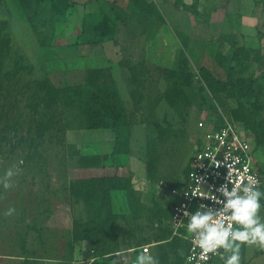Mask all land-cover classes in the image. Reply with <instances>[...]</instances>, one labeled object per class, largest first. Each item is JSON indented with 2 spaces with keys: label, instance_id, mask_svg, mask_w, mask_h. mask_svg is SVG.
<instances>
[{
  "label": "rangeland",
  "instance_id": "1",
  "mask_svg": "<svg viewBox=\"0 0 264 264\" xmlns=\"http://www.w3.org/2000/svg\"><path fill=\"white\" fill-rule=\"evenodd\" d=\"M135 18L142 32L153 31L156 23L152 20L149 24L145 14H137ZM1 20H7L5 12ZM12 37L10 51H3L0 55V177L9 168L19 169V173L10 179L11 187L5 189L0 183V264H87L76 250L79 234H88L85 224L74 222V234L77 236L48 228L46 224L52 207L80 198L82 185L71 189L72 185L98 175L120 174L136 180L142 203L150 205L142 212V219L136 221L138 242L141 245L163 242L167 236V225L155 205L163 208L160 202L170 205L175 201L168 189L175 188L186 177L197 134L204 131L202 128L209 122L218 98L224 100L227 97V91L219 90L215 85L219 81L226 83L231 76L220 67L217 54L221 49L230 59L233 53L231 42H228L230 47L224 44L205 47L204 57L182 51L184 59H180L181 54L176 55L171 69L145 66L144 45L139 46L140 50L135 55L139 82L133 84L130 75L128 84L120 80L116 86L113 84L127 121V126L116 134L129 142V152L119 156L115 164L108 159L102 169L86 171L73 156L75 150L69 147L67 134L76 133V140L85 147L84 153L89 152V144L98 142L101 137L97 133L88 134L89 130L81 127L84 116L80 109L68 105L62 98L57 97L58 103H52L49 111L45 108L40 100L46 92L41 87V83L46 82L44 70L42 67L31 69L25 58L22 61L18 41L14 35ZM151 37L148 35L146 38ZM179 64L184 70V79L181 80L184 88L181 89V100L173 106L164 92L167 83L172 86L177 80L168 74V70L176 71ZM58 68L66 70L64 66ZM256 68L253 66L246 77L256 73L262 82V92L254 109L257 119L264 121V75ZM111 78V73L105 75L107 88ZM38 87H41L40 95ZM44 114L52 116L53 121H48ZM247 118L249 115L243 112L238 121L247 123ZM41 124L47 128L43 136L39 133ZM110 135L114 138L112 132ZM150 140H155L159 154L156 174L152 178L147 176ZM259 150V162L264 164V150ZM111 153L112 150L108 149L107 155ZM119 202L123 216H130L125 197L121 196ZM9 209L15 211L8 215ZM108 215L101 205H97L91 216L106 218ZM114 246L115 243L107 241L97 245V249L92 248L98 256ZM162 246L152 251L157 259ZM259 249L258 246L244 245L241 264H264V256H256ZM115 259H106V264H113ZM215 264H223V261L220 259Z\"/></svg>",
  "mask_w": 264,
  "mask_h": 264
},
{
  "label": "crops",
  "instance_id": "2",
  "mask_svg": "<svg viewBox=\"0 0 264 264\" xmlns=\"http://www.w3.org/2000/svg\"><path fill=\"white\" fill-rule=\"evenodd\" d=\"M74 2L75 6L67 27L58 28L54 50L40 46L19 0H3L0 7V21L5 12L11 24L12 36L14 35L18 41L23 57L35 68L42 67L44 79L56 87L84 83L89 69H107L111 73L114 85L119 80L128 84L131 67L136 65L135 55L141 45H144L145 66L168 69L175 65L176 55H180L182 51L197 53L204 57L205 47L218 44L230 47L224 38H230L236 47L261 48L264 53V0H74ZM150 5L155 6L163 21L147 11L146 8ZM191 7H195L194 12L187 9ZM137 14H145L149 18V24H152V20L156 23L153 31L150 29L141 31L135 21ZM104 18L116 24L114 39L94 43L99 40L96 26ZM106 32L108 33L109 29ZM148 35L152 37L147 39ZM141 41H144V44ZM59 66H64L66 70L59 69ZM130 80L132 82L131 77ZM110 131L89 130L88 134L97 133L101 137L98 142L88 145L89 152L84 153L85 147L76 140L75 132L67 134V143L75 145L81 154L86 156L107 155L108 149L113 151L116 138V133L111 131L114 135L112 138ZM104 166L103 164L100 168L84 170H98ZM100 176L104 175L91 178ZM133 184L138 191L135 179ZM121 196L120 194L115 196L113 201L115 209H122L119 202ZM143 203L150 207L148 202ZM160 205L169 208L161 202ZM50 216L46 227L72 233L75 221L81 223L87 221L86 206L83 201L72 199L69 204L52 207ZM160 244L162 242L147 244L153 245L151 255ZM92 247L90 240L79 241L76 245V250L87 264L100 260ZM139 254L141 252H124L119 256L108 255L102 260L106 263V259L114 257L119 261L122 256L119 264L126 262L134 264ZM158 254L160 257V250ZM257 255L264 256V249L260 248Z\"/></svg>",
  "mask_w": 264,
  "mask_h": 264
},
{
  "label": "trees",
  "instance_id": "3",
  "mask_svg": "<svg viewBox=\"0 0 264 264\" xmlns=\"http://www.w3.org/2000/svg\"><path fill=\"white\" fill-rule=\"evenodd\" d=\"M23 11L28 19L31 29L38 39V42L42 48L48 50H54L55 41L58 36V28L62 26L66 28L68 25L69 17L75 6L74 0H19ZM3 0H0V7ZM152 14L158 16V19L162 20L159 16V12L154 5L148 6ZM190 11H195V7L187 8ZM65 17V19H63ZM109 29L107 33L106 30ZM116 30V24L108 18L102 19L96 26V32L99 34V40L94 43H102L105 39H114ZM10 35H7V33ZM226 42H231L230 38H224ZM13 42L11 35V24L8 20L0 21V55L3 51L7 53L10 51V47ZM230 44V43H229ZM233 46L232 57L228 59L221 49L218 50V59L221 62V66L231 76L226 83L219 81L215 82V85L219 86V90H226V99L218 98L216 104L222 107H231L230 114L233 119L238 122L248 133L254 136L257 150H264V121H259L256 117V104L258 97L262 92V82L252 73L250 76L246 75L252 72V67L256 66L257 72L264 75V53L261 48L251 49L245 47ZM54 53V51H53ZM22 61L24 57L21 56ZM184 53H181L180 59H184ZM180 60V62H181ZM34 68L33 65L30 64ZM179 64L176 71L168 70V74L177 79L172 86H168L164 92L171 104L177 105L183 95L181 84L184 79L183 68ZM107 69H89L87 71V77L84 83L78 85H64L63 87H56L49 80L44 79L45 83H41V87L45 88L46 92L43 96H40V100L44 102L45 108L49 111L51 104H57L58 98H62L68 105L77 106L84 116V122L81 127L87 130H111L117 133L118 130L127 126L125 113L119 102L118 96L115 93L116 89L113 83L107 82L109 87L105 86V75H109ZM136 65L131 67V79L132 83L139 82ZM1 77V71H0ZM2 87V85L0 86ZM37 88V92L40 95V88ZM58 97V98H57ZM233 102V105H230ZM255 108V109H254ZM247 113V123L242 120L238 121L239 116L243 113ZM44 117H48V121H53L52 116L44 114ZM242 118V117H241ZM245 122V123H244ZM39 133L43 136L45 129L43 124L39 125ZM70 148L75 150L74 157L78 159V163L82 169H95L103 166L105 161L110 159L113 164L116 163L117 158L121 155L129 152V142L127 140H121L117 134L114 141L113 151L108 155H95L86 156L81 154L75 145H70ZM38 155H41L37 152ZM159 163L158 148L155 144V140H150L147 149V176L152 178L156 174V170ZM260 172L264 177V164L259 162ZM188 168L186 169V174ZM82 185L81 194L77 201H83L86 206L87 221L85 223L88 230V234L81 233L77 238V243L82 240H90L93 247L97 249V245L104 244L107 241L109 243H115V246L109 248L108 251L99 253L97 256L99 259H103L108 255L120 253L123 250H129L132 248H139L144 245L139 244L136 234V221L142 219V212L144 209L149 208L142 203L140 193L135 189L133 184V178L131 176H125L120 174L104 175L100 177L89 178L86 181L75 183L71 189L78 188ZM264 190V188L262 189ZM116 194L124 196L127 200L130 216H123L121 209H115L113 201ZM101 205L104 211H107L109 215L106 218H93L92 213L96 212V206ZM157 211L163 216L166 222L167 236L162 242L165 243L161 247V255L158 259L159 264H184L183 245L178 240H170L171 232L167 224V220L170 218L169 208L157 207ZM75 233V227L72 234ZM78 234H74V236ZM161 245V244H160ZM158 245V246H160ZM244 247V246H242ZM103 249V248H101ZM94 253L96 252L93 249ZM182 251V252H181ZM91 264H106L104 260H95Z\"/></svg>",
  "mask_w": 264,
  "mask_h": 264
},
{
  "label": "built area",
  "instance_id": "4",
  "mask_svg": "<svg viewBox=\"0 0 264 264\" xmlns=\"http://www.w3.org/2000/svg\"><path fill=\"white\" fill-rule=\"evenodd\" d=\"M230 108L218 104L214 106L209 122L202 128L204 131L196 136L186 177L178 186L168 189L175 198L174 202L166 205L171 214L167 220L171 232L169 241L175 239L184 246V264H215L220 260L219 254L202 257L194 237L185 230L187 218L183 215L184 211L195 212L200 204L221 207L216 204L217 199H222L218 189L227 181H230V189L250 181L257 183L261 190L264 188L255 138L233 119ZM223 220L227 223V216ZM152 246L132 248L120 253H143L148 248L151 254Z\"/></svg>",
  "mask_w": 264,
  "mask_h": 264
},
{
  "label": "clouds",
  "instance_id": "5",
  "mask_svg": "<svg viewBox=\"0 0 264 264\" xmlns=\"http://www.w3.org/2000/svg\"><path fill=\"white\" fill-rule=\"evenodd\" d=\"M18 173L19 169L9 168L0 177L5 189L11 187L10 179ZM229 183L227 181L218 189L222 199H217L216 204L221 207L200 204L195 212L184 211L187 218L184 227L187 234L194 237L203 258H207V254H219L223 264H241L242 246L264 249V190L251 181L231 189ZM14 211L9 209L7 214ZM224 216L228 218L227 223ZM113 264H119V261L114 260ZM134 264H159V261L145 248L136 256Z\"/></svg>",
  "mask_w": 264,
  "mask_h": 264
}]
</instances>
